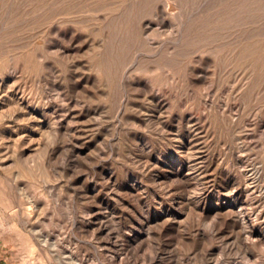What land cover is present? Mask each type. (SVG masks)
<instances>
[{
    "label": "rangeland",
    "instance_id": "1",
    "mask_svg": "<svg viewBox=\"0 0 264 264\" xmlns=\"http://www.w3.org/2000/svg\"><path fill=\"white\" fill-rule=\"evenodd\" d=\"M124 1L0 0V180L14 194L5 198L35 201L34 224L77 264H264V239L246 241L236 222L237 208L247 218L264 210V196L243 192L234 208L225 204L235 178L244 186L231 164L234 131L245 164L264 163L263 92L244 101L206 61L198 66L193 45L173 42L177 21L142 41L140 18L155 22L148 2L127 21L111 10ZM159 44L163 70L147 54ZM135 48L142 59L120 79ZM5 201L0 264H58Z\"/></svg>",
    "mask_w": 264,
    "mask_h": 264
},
{
    "label": "bare ground",
    "instance_id": "2",
    "mask_svg": "<svg viewBox=\"0 0 264 264\" xmlns=\"http://www.w3.org/2000/svg\"><path fill=\"white\" fill-rule=\"evenodd\" d=\"M142 1L148 2L147 6L151 9L152 17L155 20V22L152 24V22L150 20L147 22H143L142 18H140L139 27H138V35L142 41L145 42L146 40L144 38H146V36L154 34L158 30H164V29H166V27H169V26L172 27V23H174V21H177V29H176V32L174 35V41L173 42L179 43L183 47V49L184 48L187 49V47L189 45H193L192 47H193L195 53L197 52V55L194 57L195 58L194 61L196 62V64L198 66H202L205 63L204 61H206L208 63L207 64L208 66H212L214 68L213 73L217 74V80L222 81V82L225 81L226 83L230 84L231 88H232V93L236 92V95H237L236 97H239L240 99H242L244 101L249 100L251 97H254V95L258 92H260V93L263 92V94H264V0H131L130 2H128L126 0V1H124L123 5H119L115 8L113 7V9H111V10L116 12L114 15L118 16V19L121 20L123 18L124 19L126 18L128 21V19L130 20L132 18V14L134 15L133 10L135 9L134 5L136 4V2L141 3ZM124 5L127 7H125L123 9L122 6H124ZM129 6H130V8H128ZM143 7H146V6H143ZM5 8H4V10H5ZM10 8H11V5H10ZM145 11H147V10H145ZM104 12H106V11L104 10ZM111 18H113V17H111ZM111 18H110V20H111ZM135 18H136V16H135ZM149 18H150V16H149ZM2 21L4 22V20H2ZM116 21H118V20L116 19ZM123 22H124V20H123ZM135 22H136V20H135ZM102 23H104V21L101 22V24ZM124 24H125V22H124ZM130 24H132V23H130ZM111 25H112V23H111ZM112 28H116V27H112ZM106 30H109V29H106ZM104 32L106 33L107 31H104ZM112 32H113V29H112ZM130 34H131V32H130ZM109 35L111 36V34H109ZM109 35L106 34L103 37H101L102 38L101 44L98 45L95 43L96 45H98V49H99L98 61L96 62V65L98 67H101V65L103 66V59H102L101 54L103 53V50L105 49L104 48V46H105L104 42H108V41H105L104 39L108 40ZM120 38H122V37H120ZM119 39H117V41ZM132 39H135V38H132ZM114 41H115V39H114ZM125 42H127V41H125ZM118 43H120V42H118ZM112 44H111V46H113ZM93 45H94V43H93ZM109 45H110V43H109ZM114 47H115V45H114ZM135 47H137V46H135ZM142 47L144 48V46H142ZM219 47H220V49H219ZM163 48H164V45L159 44V45H157V46H155V47H153L147 51V54L150 55V57L156 58V60H158V62H160V63H158V62L156 63L158 67H161L162 62L164 60V57H167V56H164ZM174 48H175V46H174ZM212 49L213 50L215 49L214 50L215 53H213V52L211 53ZM118 50H119V48H118ZM125 50H126V48H125ZM221 50H222V52H220ZM218 51L222 54H220ZM143 52L140 48H137V49L135 48L134 50L131 51V56L129 55L130 60H128L127 63L123 62L124 64L122 63L123 65L121 66V68L119 70L118 76L120 79H126V80L128 79L127 78V77H129V74H128L129 67L128 66L129 65L131 66V65H134V63H137L139 61V58L142 56ZM182 53L186 54V53H188V51L187 52L184 51ZM204 53L211 54L213 56L212 59H214V60L212 61V59L210 60L209 58L207 60H205L203 58ZM185 54H184V57H186ZM94 55H96V54H94ZM105 55H106V53H105ZM173 55H171V52H170L171 58ZM113 56H114V54H113ZM175 56L173 57L174 59H175ZM214 56H215V58H214ZM180 57L182 58L183 56L180 55ZM112 58H114V57H112ZM192 58H193V56H192ZM140 59H142V58H140ZM148 59H150V58H148ZM176 60H177V58H176ZM166 62H167V60H166ZM170 62H169V64H170ZM143 63H145V62H143ZM176 63H178V62H176ZM176 63H174V64H176ZM187 64H189V63H187ZM151 65H153V64H151ZM164 65H162V70H163ZM170 66H172V65L170 64ZM173 66H175V65H173ZM207 67H206V69H207ZM154 68H156V67H154ZM2 69H4V68H2ZM142 69H143V67H142ZM198 71H199V69L195 68L194 66H192L190 69L188 68V74L189 75H193V74L196 75V73ZM146 73H148V72H146ZM164 77H166V76H164ZM192 82H194V81H192ZM122 84H124V83H122ZM194 86H196V85H194ZM199 86H200V84H199ZM126 91H127V89H126ZM230 96H229V98H230ZM258 107L260 108V110L262 109V111H264V99L261 101V103L259 104ZM230 115L227 116L228 118L225 117L222 119L226 122V125H228L229 128L233 130L234 127L231 125L233 120H232ZM230 125L233 128H231ZM216 129H220V128H216ZM230 144H231V147H229L230 154L233 157L232 159H234L235 162H233L230 159L231 156L230 157L228 156V157L232 161L231 162L232 166H235V168L237 167V169L239 168L240 177H241L243 184H244L243 187H240V185L242 184L240 182L241 180L238 181L235 178V180L233 181L235 183L234 187L231 186L233 188H231V190H228V191H231L232 200L228 201L225 204L230 208H234L235 203L236 202L239 203V200L241 198V194H243V192H246L248 195H253V199H255V202H257L260 197L264 196V163L262 162L261 164H258V165H256L257 162L256 163L253 162L251 164H245L243 159L240 157V154L243 153L246 149L244 147L245 144L243 145L238 140V136L235 134V131H234V134L232 136ZM262 147H263L262 153L264 156V145ZM257 149L258 148H256V150ZM225 155H228V154H225ZM226 161H227V157H226ZM228 163H226V164H228ZM235 176H236V174H235ZM6 193H7V195L14 196V194H12V192L6 191L5 182L0 180V203H1V201H3V199H5L6 201L4 203V208L7 211H9L10 214L11 213L14 215L20 214V219H19L20 222L23 224V226H26L27 228H29L30 232L35 237L36 242L38 243L40 248L43 249V254L45 256H47V254L51 255L58 262V264H63V263H61V261L63 259L61 260L60 256L66 254L65 259L68 262H72L73 264H77L78 260L75 258V256H73V254L68 252L71 249H69L68 251H63L60 248L61 245L58 243L57 240L50 237L42 229V227L39 224H34L35 221L40 220L39 219L40 217L38 216V213H37L38 212L37 210L39 209L37 203L35 201H33L28 196H26L25 200H18V201L12 197L5 198ZM247 194H246V196H247ZM255 194H256V196H255ZM53 207L55 208V206H53ZM262 211L264 212V210H262ZM262 211L259 210L258 213L261 214V216L264 218V213ZM258 213L255 214L253 212L252 214H250V216L248 215L250 218L249 217L247 218L245 213H242V210L240 208H237V210H236V222L239 224L240 230L242 231L243 237L246 241H250V242L259 241L260 242L262 239H264V226H262V223H260L259 228H257V226H256V224L258 225V223H259V222L257 223V221L260 220ZM1 223H3V221H1ZM58 240H59V238H58ZM65 248H68V247L66 246ZM33 262H35V261H33ZM247 264H250V263H247Z\"/></svg>",
    "mask_w": 264,
    "mask_h": 264
}]
</instances>
